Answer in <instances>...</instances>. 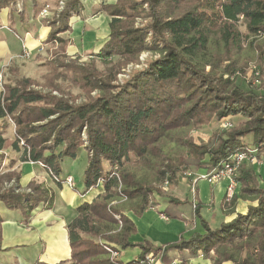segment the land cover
<instances>
[{
	"label": "trees",
	"instance_id": "trees-1",
	"mask_svg": "<svg viewBox=\"0 0 264 264\" xmlns=\"http://www.w3.org/2000/svg\"><path fill=\"white\" fill-rule=\"evenodd\" d=\"M31 1L39 6L38 0ZM58 1L52 0V14L43 19L50 27L44 43L57 44L48 63L49 78L67 77L97 94H86L83 102L75 103L31 87L33 80L19 77L14 66L13 79L2 75L0 93V150L20 153L21 161L41 166L61 185L53 178L61 176V160L74 158L82 148L87 152L83 192L101 189L91 202L75 208L66 226L70 258L53 264H122L108 248L119 253L133 247L140 249L138 257L126 264H142L146 253H160L163 264L174 257L184 262L200 251L211 264H264V184L246 163L237 176L238 197L254 204L216 228L201 219L203 232L187 238L161 246L147 239L130 240L136 228L118 204L137 202L135 212L140 215L155 206L150 195L163 196L159 183L173 181L178 170L208 172L248 149L264 155V93L244 89L229 78L245 74L237 54L246 42L264 83V0H102L97 11L109 17L108 38L90 54L103 63L102 71L89 70L74 59L62 61L70 41L64 33L71 30V17L79 16L83 5L80 0H63L58 9ZM16 2L0 0V10ZM143 51L157 56L123 84H111L116 73ZM236 117L241 120L211 132L206 141L177 134L207 126L213 118ZM174 139L182 149L172 154L165 147ZM3 158L0 154V169ZM133 165L146 167L149 180L138 178ZM11 179L15 183L4 187ZM19 180V172L0 173V204L19 210L21 223L27 224L36 208L52 206L53 190L32 180L28 191H19ZM236 198L235 194L228 204ZM2 221L0 216V251Z\"/></svg>",
	"mask_w": 264,
	"mask_h": 264
},
{
	"label": "rangeland",
	"instance_id": "rangeland-1",
	"mask_svg": "<svg viewBox=\"0 0 264 264\" xmlns=\"http://www.w3.org/2000/svg\"><path fill=\"white\" fill-rule=\"evenodd\" d=\"M23 2H25V0L24 1L19 0L16 4L18 6H16L15 9L16 11L18 10L19 13H21L23 10ZM62 5H63V0H59L57 2V8L60 9ZM39 6L41 7L40 11L38 12L39 14L44 9L47 11V13H45L44 15H39L40 17L51 16L53 11L52 0H40ZM97 6L94 5L93 10H91L88 13L84 12L82 15H84L85 19L83 18L81 19L80 17V20H77L73 23L74 25L72 26L71 30L69 32L64 33V35H67L69 37L70 41L67 44V47L65 48L66 57L62 59L63 62H67L74 59L79 65L85 66L89 70L92 67H94L98 71L106 70L103 63H101L99 60L93 59V56L90 55L91 53H96L99 50L97 47L100 43H102V41L105 43V41L108 38V32H109L107 22L105 20V17L103 16L104 12L100 11L101 14L100 13L98 14L99 11H97ZM15 14L17 15L16 12ZM14 24L15 22H13L11 26H13ZM77 26H79L80 29L78 28L76 30ZM240 29L244 31L243 25H240ZM90 31L95 32L96 36H94V38L88 39L87 33H89ZM71 35H73V38L71 37ZM56 45H57L56 43H53L51 45L41 43L38 45V51L33 50L32 53L30 51L29 58L24 57L22 52V54L19 55L20 59L17 63H8L2 68V71H0L1 82H2V75L5 79H9V78L13 79L14 77L12 72L13 69H10V67L14 66L17 68L19 77H30L33 80L31 83V87L42 89L44 92L50 91L53 95H57V96L64 95V97L71 99V101L75 103L83 102L86 99V94H90L91 96L97 94L96 90L90 91V93H88L85 88H82V85L80 83L79 85L74 84L67 77L66 79L64 77V78H56L54 80L55 76L51 75L52 78H49L50 75H48V73L50 72H49L48 63L50 62V60H52L55 57L54 51H57ZM24 49L28 50V48H24ZM155 56H157V54L152 51L141 52L138 55L137 61L127 63L116 73L115 79L111 81V84L113 85L123 84L125 80L129 78V75L133 71L143 69L146 66L147 61ZM237 56H238V61L241 63L242 68L245 70V74L244 76H241V73H239L238 75L235 76L231 75L229 76V78L233 79V81H235L237 84H239L240 87L244 89L248 87H252L257 92L264 93L263 80L259 78L258 71L256 70L257 63L254 60L253 52L251 51L250 48H248L246 42H244V46L242 47V49L239 50ZM61 69L62 68H60V70ZM71 75H68V77H70ZM239 120H241V118L239 117L233 118V120L231 119L218 120L216 118H213L207 126L196 128L195 130L190 132L186 131L185 129L180 130L177 132V134L183 135L189 133L193 135L195 141H201V140L206 141L211 132L217 129H224L226 127H230L232 124L239 122ZM10 125L12 126V123H10ZM20 145H22L21 141H20ZM181 147L182 146L180 142L174 139L173 141L169 142V144L165 147V149L167 151H170V153L174 154L177 153L178 151L181 152L182 149ZM0 154L4 156L3 161L1 163L2 167L0 169V173H2L3 171L4 172L8 171V172H13L15 175L16 172H19V175L21 177L22 169L20 168L19 165V163L21 162L19 158L20 153L12 152L11 149L6 148L0 150ZM256 156L260 158L263 162L259 164V163H250L246 161L243 163H246V165H248L249 168H251L252 171H254L258 183L263 185L264 155L256 154ZM10 157H12V159ZM10 160L13 161L11 164L12 166L7 167V164ZM86 162H87V152L82 148L78 150L76 157L74 158L65 157L61 161V167L63 168V170L68 171L72 175L74 180V185H76L80 189L79 196L85 195V193H87V191L83 192L85 187L84 184L82 183V171ZM243 163H241V165ZM5 166L7 168L2 169ZM130 168L135 170L138 178L149 180L150 173L146 167L145 168L144 166L136 167L135 165H133L130 166ZM239 168L238 171L236 172L237 173L236 180L238 182L237 192L235 193L236 196L239 195L240 192V181L237 178ZM199 172H204V170H198L195 169L194 167L187 168L182 171L178 170L177 175L173 181L170 182L168 181L167 183L163 181L162 183H159V187L160 189H162L163 195H169L168 197L170 196L173 197L174 195V197L177 199V202L170 204L165 202L166 204L162 203L159 204L156 208H148L145 211H143V213L141 214V218L144 222H147L149 225H151L154 230L158 231L159 234L161 232L160 234L161 240L166 242H174L180 236L187 238L191 234L195 233L193 231L196 232L203 231L201 219L207 221L211 228H216L217 226H219L220 222L222 221L220 198L215 199V201L212 203L211 195H212V187L214 185L209 184L204 179H199L196 185L193 187L197 202L200 201L198 215L195 213V211L192 208L191 201H192L193 193L190 188L191 181L193 178H198L197 174ZM187 173H190L191 175L188 176ZM61 174H65V173H61ZM35 176L36 179L34 180H40L45 177L48 179L49 183L52 184L55 183L53 180H51V178L48 177L49 176L48 173L47 175H45L44 171L41 174L35 172ZM13 183L15 182L13 179H11L9 181H5L3 183V186L8 187ZM174 188H176L177 190H174ZM19 191H28V188L27 186L21 187L20 185ZM157 195L158 194L150 195V201L154 203L155 197H157ZM120 203H123V206L125 207H130V206L134 207V203L137 202H127L125 200H122L121 202H119V204ZM208 206L211 207L210 211H208L207 209ZM161 214L166 216L167 219H164L161 216Z\"/></svg>",
	"mask_w": 264,
	"mask_h": 264
},
{
	"label": "crops",
	"instance_id": "crops-1",
	"mask_svg": "<svg viewBox=\"0 0 264 264\" xmlns=\"http://www.w3.org/2000/svg\"><path fill=\"white\" fill-rule=\"evenodd\" d=\"M18 1L19 0H17V2ZM80 1L83 5V10L79 16L71 17V28L75 21L80 20V17L81 19H85L84 15H82L84 12H90L93 10V6H97L102 0ZM17 2L0 10V71H2V68L8 63H17L20 59L19 55L22 54L24 48H28L31 53L33 50L38 51V45L41 43L45 44L44 40L50 29V27L43 22L44 17L39 16L40 14L38 12L41 7L34 6L31 0H25V2H23V10L19 13V11L15 9V7L18 6L16 5ZM39 2L40 0L37 2L38 5ZM108 2L112 3L114 0H108ZM99 13L100 12H98V14ZM103 16L108 25L109 17L105 13ZM13 22H15V24L11 26ZM78 28L79 26H77L76 30ZM87 36L88 39L94 38L96 33L90 31L87 33ZM71 37L73 38V35H71ZM103 43L102 41L97 48L99 49ZM10 158L12 159V157ZM19 165L22 169L19 180L21 187L27 186L31 180L36 179L35 172L41 174L44 171L45 175H47V172L35 163L21 161ZM60 170L61 176L71 175L68 171L63 170L61 162ZM48 177L51 178L50 176ZM40 180L53 190L52 206L50 208H36L32 212L27 224L21 223V214L19 210L8 209L0 204V216L3 218L1 223V237L2 247L4 248V250L0 251V264H36V262L39 261L53 264L69 259L71 248L66 229L67 223L76 215V207L84 202H91L101 193L100 188H93L88 190L85 195L79 196L80 189L76 185H74V187H69L65 184H52L49 183L48 179L45 177ZM174 190L177 189L174 188ZM168 196L169 195H157L154 200L155 206L149 208H156L159 204L165 202L168 204L177 202L174 195L173 197ZM217 198H220L221 222L232 219L236 213L245 212L248 204H254V202L239 198L238 195L232 205L228 204V202L224 204L225 182L218 183L212 187V203ZM198 203H200V201ZM119 205L124 209V214L133 222L136 228V233L130 237V240L140 241L147 239L155 246L171 243L161 240V232L159 234L151 225L142 220L141 214L148 208L143 210L140 215H137L135 212L137 209L136 203H134V207H125L123 203ZM207 209L210 211L211 207L208 206ZM206 223L209 225L207 221ZM197 232L201 233L203 231ZM139 252L140 249L137 247L121 249L119 252V259L122 264H126L137 258ZM174 259L180 260L179 257H174ZM181 264H211V260L209 257L195 256L187 258L184 262H181Z\"/></svg>",
	"mask_w": 264,
	"mask_h": 264
},
{
	"label": "built area",
	"instance_id": "built-area-1",
	"mask_svg": "<svg viewBox=\"0 0 264 264\" xmlns=\"http://www.w3.org/2000/svg\"><path fill=\"white\" fill-rule=\"evenodd\" d=\"M47 13V11L44 9L40 13V15H44ZM23 56L26 58L30 57V51L27 49H23ZM0 84H1V74H0ZM22 143V141H21ZM250 162V163H262L263 161L256 156V150L255 149H248L245 151H239L236 154L229 157L227 160H224L219 167H216L208 172H199L198 178H193L191 181V190L193 193L191 205L193 210L198 206V202L195 196V191L193 190V187L196 185L197 181L199 179L206 180L209 184H218L222 181L226 183L225 185V198L226 200L232 199V197L237 192V180H236V172L238 171L239 166L243 162ZM30 163H33L30 161ZM188 176H190V173H187ZM56 181L60 182L61 184H65L69 187H74V180L71 175H65V176H54L53 177ZM167 183V181H165ZM161 216L164 219H167L166 216L161 214ZM108 250L111 253V256L114 258L119 257V253L117 251L111 250L108 248ZM198 257H207L204 255L203 252H199ZM142 264H163L161 261L160 253H146L143 257ZM170 264H181V261L178 259H173Z\"/></svg>",
	"mask_w": 264,
	"mask_h": 264
}]
</instances>
